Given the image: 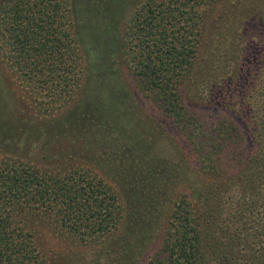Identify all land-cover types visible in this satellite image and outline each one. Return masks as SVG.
<instances>
[{"label": "trees", "instance_id": "trees-1", "mask_svg": "<svg viewBox=\"0 0 264 264\" xmlns=\"http://www.w3.org/2000/svg\"><path fill=\"white\" fill-rule=\"evenodd\" d=\"M0 60L78 159L11 152L31 129L0 99V264H48L43 226L99 264H264V0H0Z\"/></svg>", "mask_w": 264, "mask_h": 264}, {"label": "rangeland", "instance_id": "rangeland-1", "mask_svg": "<svg viewBox=\"0 0 264 264\" xmlns=\"http://www.w3.org/2000/svg\"><path fill=\"white\" fill-rule=\"evenodd\" d=\"M220 24H222V22L219 23L218 21H213L212 23H210V26H208V30L206 32V35L204 36V40L201 46V61L203 62L208 57L209 49H207V46H210L212 48L213 46L219 45L218 37L215 35L220 32ZM241 28L244 54L246 56L251 55V53L261 55L262 32L260 31L259 25L257 26V24H254L252 20H248L241 24ZM258 39H260V44L256 45L254 42ZM222 50L223 47L220 51L223 52ZM130 83L132 84V82H129V84ZM135 95L138 99V108L145 118L148 117L150 121H156L161 123L162 125L164 124L167 129L171 130L169 125L165 123L162 117H159L158 114H155L154 109L151 107L149 101H147L144 97L141 98L136 91ZM0 99L2 100V103L4 102L8 105L5 115L13 119L10 120V122L17 123L19 120L23 119L31 129L25 133H31L34 135L31 136V134H29L23 140L24 135L22 134L21 129L20 134H22V136L20 142L14 143L13 145L9 146L12 147L10 148L11 152H16V154L18 155L25 156L28 159L41 164H51L55 162H58L57 164H59L61 162H73L74 160H78L72 159L73 157H67L65 149L69 147V144L65 142L61 143L50 140L47 142V145L49 147L48 149H46L45 145H43L44 140L39 134L41 132L38 131V127H40V125H44V121L46 123L51 121L52 116L41 115L39 112H37L36 107L32 104V102L23 97L18 83L11 75V73L8 72L1 60ZM153 115H156L158 118ZM149 124H152V122H150ZM32 139H35V141H30ZM59 150L60 153H65L57 154ZM173 152L174 150L172 149L171 144L165 140L154 144L153 147L148 151V153L153 154V157L164 158V160H168V156H171ZM41 237L43 239L44 248L47 252L49 260L48 264H88L92 263L93 260L94 263L98 262V264L99 261L103 262V258L99 259V254L94 252V249L98 248V246H85L68 241L65 238L59 236L55 231L47 226H43L41 228Z\"/></svg>", "mask_w": 264, "mask_h": 264}]
</instances>
